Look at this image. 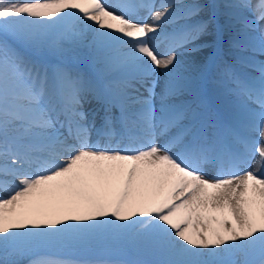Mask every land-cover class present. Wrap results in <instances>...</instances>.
I'll return each instance as SVG.
<instances>
[{
	"label": "snow or ice",
	"instance_id": "6c2138e0",
	"mask_svg": "<svg viewBox=\"0 0 264 264\" xmlns=\"http://www.w3.org/2000/svg\"><path fill=\"white\" fill-rule=\"evenodd\" d=\"M210 7L231 122L180 59L214 47ZM24 258L264 264V0H0V264Z\"/></svg>",
	"mask_w": 264,
	"mask_h": 264
},
{
	"label": "rangeland",
	"instance_id": "374dc122",
	"mask_svg": "<svg viewBox=\"0 0 264 264\" xmlns=\"http://www.w3.org/2000/svg\"><path fill=\"white\" fill-rule=\"evenodd\" d=\"M159 3V0H156ZM202 3H217L219 0H201ZM216 13L217 19L213 23L211 28V34L202 38L203 43H211L214 45L212 48H204L201 51H193V52H185L180 59L184 61L186 64H189L192 69L193 75L198 78V87L203 95H205L207 88L210 90L215 106L218 110H220V114L216 112L219 117L226 121H234L238 118L239 110L232 103V98L227 97L222 93V89L217 87V85L213 82V77L215 74V63L216 61L223 60L225 62L231 63L235 53L229 48L228 39L230 36V31L226 27L225 18L222 15V10H217L213 7L207 9L205 13H202V18L205 19L213 13ZM220 22L222 24V37L219 36L217 32L216 23ZM213 61H209V57H213ZM81 59V61H80ZM82 60L84 63L82 64ZM213 62V65L211 66ZM74 65L79 68L85 74L92 75L96 69L90 63L89 59L86 55H82L78 60L73 61ZM210 72V74H207ZM203 83V84H202ZM201 84V85H200ZM159 91V88H158ZM95 103L92 105H88L86 107H93ZM214 111V110H213ZM101 120H99V123ZM38 256L44 257L52 260H67V259H76L78 258V254L62 249V248H47L43 249L38 253ZM29 258H24L21 260L20 264H28Z\"/></svg>",
	"mask_w": 264,
	"mask_h": 264
},
{
	"label": "bare ground",
	"instance_id": "6f19581e",
	"mask_svg": "<svg viewBox=\"0 0 264 264\" xmlns=\"http://www.w3.org/2000/svg\"><path fill=\"white\" fill-rule=\"evenodd\" d=\"M80 61H81V59H80ZM81 63H84V61L82 60ZM259 160H260V156H259V154H257L256 156H252V158H251V162L254 161V163H253V164L250 163V167H252V168H256V166H257V161H259Z\"/></svg>",
	"mask_w": 264,
	"mask_h": 264
}]
</instances>
